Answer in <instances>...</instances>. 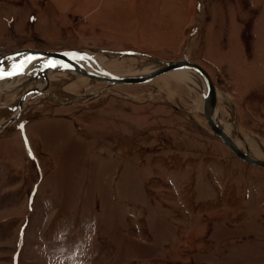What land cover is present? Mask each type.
Here are the masks:
<instances>
[{
  "label": "rangeland",
  "instance_id": "1",
  "mask_svg": "<svg viewBox=\"0 0 264 264\" xmlns=\"http://www.w3.org/2000/svg\"><path fill=\"white\" fill-rule=\"evenodd\" d=\"M28 47L115 75L188 58L264 159V0H0V55ZM39 78L0 92V126ZM193 79L38 84L0 132V264H264V168L213 134Z\"/></svg>",
  "mask_w": 264,
  "mask_h": 264
},
{
  "label": "water",
  "instance_id": "2",
  "mask_svg": "<svg viewBox=\"0 0 264 264\" xmlns=\"http://www.w3.org/2000/svg\"><path fill=\"white\" fill-rule=\"evenodd\" d=\"M19 55H27L26 59H24L21 66L18 68L5 72L3 76H15L17 72L22 71L27 67L28 62L33 58L38 59H46L52 60L49 67L46 66L44 68H50L48 73L43 75L37 80V83L27 88L21 97L16 101L15 104V114H13L6 125L0 126V132H3L5 128L12 125L19 118L22 111V103L23 101L32 93L33 89L37 87L38 84L45 82L49 79V77L60 70L63 66L68 65L72 67L73 70L82 76L89 77L94 81L106 82L109 84H144L149 83L153 79L167 74L172 71L182 70V69H191L197 72L206 87L205 94H203V115L205 121L213 134L224 143L239 159L264 168V159H260L258 157L252 156L247 152L243 151L237 143L233 140V138L228 135L215 121V117L217 114V98L218 93L217 89L212 82V79L206 69L199 65L198 63L189 60L188 58L178 59V60H155V62L159 65L158 68L143 74H135V75H115V74H97L91 70H89L85 63L78 59L73 55L72 52L68 51H50L45 49L38 48H21L17 50H13L7 52L5 54L0 55V72L3 70L15 57ZM147 55V54H143ZM149 56V55H148Z\"/></svg>",
  "mask_w": 264,
  "mask_h": 264
},
{
  "label": "bare ground",
  "instance_id": "3",
  "mask_svg": "<svg viewBox=\"0 0 264 264\" xmlns=\"http://www.w3.org/2000/svg\"><path fill=\"white\" fill-rule=\"evenodd\" d=\"M74 56H76L78 59L82 60L84 63H85V66L90 69L91 71L93 72H97V74H101V75H105V74H110L108 71H106L105 69H103L101 66H100V63L102 61H105L103 59H100L99 56H97V58H94L90 55H87V54H78V53H73ZM99 55V54H97ZM27 55H19L17 57H15L13 60H11V62L3 69L1 70L0 72V92H4V91H10L12 90L13 88H15L18 84L17 82H19L18 80L21 79L22 80H25V79H30V77H35L39 75V77H42L43 75H45L46 73H48V71L50 70V68H44L46 66L49 67L50 63H52V60H46V59H36V58H33L31 59L28 64H27V67L25 68L24 71H22V74L20 75H17V76H3V74L5 72H8V71H11V70H14L16 68H18L19 66L22 65L24 59H26ZM99 57V58H98ZM40 61H47L48 63L46 64H42V68L40 67V65H37V63ZM40 64V63H38ZM39 66V67H38ZM66 70L68 69V71L72 72V73H75L77 74L72 67H69L68 65H65L63 66ZM37 68V70H36ZM158 68V66H153V67H150V66H145V67H142L141 69L137 70V71H132V72H129L128 74H124V75H135V74H143V73H147V72H150L154 69ZM36 70L38 72V75H34L35 74V71ZM37 74V73H36ZM167 74H170L171 77H174L177 81L179 82H182L186 85H188L189 87H196V82L194 81L193 77L196 78L199 83H200V91L203 92V94H205V84L201 78V76L191 70V69H182V70H176V71H172V72H169ZM167 74H164V75H167ZM79 75V74H77ZM164 75H161L153 80H156ZM80 76V75H79ZM82 76V75H81ZM85 77V76H83ZM86 78H89V77H86ZM15 79V80H14ZM90 79V78H89ZM7 80H11L10 83L8 85L7 82L6 83H2L4 81H7ZM13 80V81H12ZM92 80V79H91ZM152 80V81H153ZM151 82V81H150ZM213 82V81H212ZM46 83V81H45ZM146 84V83H144ZM132 85H135V84H132ZM45 86V85H44ZM39 88L41 89H33L32 93L23 101L22 105L28 100L30 99L33 95H36L38 94L39 92H41V90H43V87L40 86ZM218 116V105H217V114H216V117H215V121L217 122V124H219V126L228 134L230 135V131H229V126H222L217 120ZM6 125V124H5ZM231 136V135H230ZM237 143V142H236ZM238 145V144H237ZM239 146V145H238ZM240 147V146H239ZM254 148V146H253Z\"/></svg>",
  "mask_w": 264,
  "mask_h": 264
}]
</instances>
